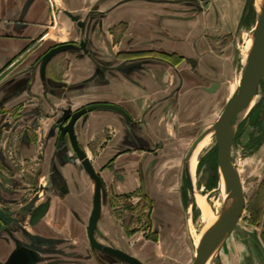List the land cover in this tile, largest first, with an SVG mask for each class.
Returning <instances> with one entry per match:
<instances>
[{"label": "crops", "instance_id": "crops-1", "mask_svg": "<svg viewBox=\"0 0 264 264\" xmlns=\"http://www.w3.org/2000/svg\"><path fill=\"white\" fill-rule=\"evenodd\" d=\"M97 3L0 0V209L10 216L0 220V264L17 253L26 264H130L91 249L94 181L78 162L64 163L57 146L63 109L94 102L118 104L131 116L127 124L120 111L95 108L75 123L105 186L104 239L148 264L179 263L167 252L170 212L162 202L176 187L159 189L156 160L187 162L212 111L236 93L231 44L218 49L217 42L222 28L237 26L238 14L217 0L188 17L175 12L179 2L131 0L100 14L84 34L78 21ZM61 43L70 46L50 58L42 77V56ZM137 195L154 205L146 231L125 221L124 206Z\"/></svg>", "mask_w": 264, "mask_h": 264}, {"label": "rangeland", "instance_id": "rangeland-1", "mask_svg": "<svg viewBox=\"0 0 264 264\" xmlns=\"http://www.w3.org/2000/svg\"><path fill=\"white\" fill-rule=\"evenodd\" d=\"M185 7L191 9L192 4L186 3ZM217 7L227 11L231 9L232 13L234 12L233 16L238 14L237 26L233 27L234 29L231 31L228 28L221 29L217 48L222 49L225 45L231 44L230 50L237 65L235 80L239 85L244 66L242 61L245 44L254 34L252 31L255 29V21L259 19L258 6L256 0H217ZM61 25L63 27V24ZM62 30H65V27ZM223 106L224 103L212 111L213 119L210 125L214 123ZM263 116L264 86L261 83L255 101L239 121L233 139V164L241 175L245 196L239 218L242 231L233 230L213 259V264H264V131L261 124ZM210 134L209 145L201 151L195 171H192L194 193L186 181L185 159L174 167L168 165V160L164 164L161 162L157 164L160 159L156 160L159 189L167 188L168 185L170 189L176 187L169 193L172 197L168 201L162 198L170 212L168 227L170 244L167 245V252L175 256L179 262L176 264L192 263L206 224L223 210L225 186L219 171L216 137L214 133ZM65 153L62 157L66 156ZM71 153L73 154L69 151L68 156H73ZM76 160L79 163L78 168L86 173L78 157ZM198 197H204L211 209L212 217L206 221ZM153 207L151 199L139 195L133 200H128L123 211L131 223L129 225H140L138 229L146 231L145 226L151 220ZM152 252H155L153 248ZM101 255H105V252Z\"/></svg>", "mask_w": 264, "mask_h": 264}, {"label": "water", "instance_id": "water-1", "mask_svg": "<svg viewBox=\"0 0 264 264\" xmlns=\"http://www.w3.org/2000/svg\"><path fill=\"white\" fill-rule=\"evenodd\" d=\"M207 3V2H206ZM260 33L259 45L253 62L249 66H243L242 77L236 93L225 104L216 121L204 129L194 140L187 152V158L190 156L194 148L199 142L209 133H214L218 147V164L219 171L225 186V201L223 206L224 216L220 222L212 227L205 235L202 236L197 244L195 258L192 264H207L209 260L215 258L219 249L223 246L226 239L230 236L234 229L242 231L239 224L240 214L245 202L244 188L241 175L233 164V139L235 137L236 127L241 119H238L241 110L247 105L252 95L258 92L259 85L264 81V0H260ZM83 24L82 20L78 21ZM257 24V19L255 25ZM70 46L69 43H61L50 48L41 59L40 72L42 77H45V70L50 58L58 51L65 50ZM80 46L87 51L86 42L81 41ZM95 108H112L120 111L127 119H131L129 113L120 105L111 102H94L85 105L77 110H72L71 107L63 109V113L55 123L58 125V147L65 149H73V156H68L65 153L63 162H77V157L84 166L90 177L94 180L93 207L88 222V232L90 240L94 247H101V242L96 237V231L100 234L101 230L98 226V221L102 212L103 196L105 195V186L101 175L96 170L93 162L85 149L80 145L75 133V123L83 114ZM264 126V119H263ZM233 130V135L229 136ZM69 140L68 143H65ZM185 175L188 186L191 192H195L193 176L189 168H185ZM144 187V184H143ZM63 191H67L65 184L61 185ZM46 204H43L35 213V219L44 213ZM0 220L3 224L10 220L8 213L0 209ZM110 252L115 254L119 259L130 264H148L142 261L139 257L116 246H105ZM26 257L17 253L12 257L8 264H26Z\"/></svg>", "mask_w": 264, "mask_h": 264}, {"label": "flooded vegetation", "instance_id": "flooded-vegetation-1", "mask_svg": "<svg viewBox=\"0 0 264 264\" xmlns=\"http://www.w3.org/2000/svg\"><path fill=\"white\" fill-rule=\"evenodd\" d=\"M124 1H131V0H98V3L93 5L90 10L87 12L86 14V17H85V21H83V24H80L81 25V28L82 30L84 31V34L89 31L92 26L95 24H98V16L100 14H106L108 11L112 10L116 5L124 2ZM148 1H158V0H148ZM160 1H163V2H166V3H169L170 5H172L171 3H174V2H179V3H182V7H179V8H176L175 9V12L179 11L182 13V15L180 16H186L188 17L189 15H193V14H196L200 9L204 8V4L205 6L209 3V0H160ZM207 2V3H206ZM186 3H190L192 4V8L189 9V8H186ZM171 7V6H170ZM191 10V11H190ZM190 12V13H188ZM171 14V13H170ZM122 21H119V23H121ZM79 23V22H78ZM94 23V24H93ZM93 24V25H92ZM86 42V46H88V40H86V38L82 39ZM81 40V41H82ZM80 41V43H81ZM88 51V50H87ZM134 53V52H133ZM261 83H263V86H264V81H262ZM260 83V84H261ZM260 86V85H259ZM258 103V102H257ZM256 103V104H257ZM263 119H264V116L263 118L261 119V124H262V127H263V131H264V126H263ZM127 121V124L129 123V119H126ZM130 141L133 142V139H129ZM56 141L58 143V138H56ZM58 148V147H57ZM159 148V145H156L155 147L153 146L152 147V151L155 152L157 149ZM61 152H63L61 154L60 152V156L63 155L67 149H65L64 147H59L58 148ZM52 167H54V165L52 164ZM64 184V182H63ZM62 184V185H63ZM125 221L126 223L128 224V226L130 228H132L133 231H136L138 230V227L140 225H137V224H133V225H129L131 224L129 219H128V216L126 215L125 216ZM150 226V222L146 224V230L148 229L149 230V227ZM96 237L97 239L101 242L102 246L101 247H94L91 240H90V245H91V249H93V251L97 254V256H102V257H107V256H110V257H117L115 254H113L112 252H110L108 249L105 248V246H108V245H112L114 246L113 244H111L110 242H107L105 238V236H103V233L101 231V233L99 234L97 231H96ZM90 239V237H89ZM104 241V242H103ZM20 243V242H19ZM125 250V249H123ZM24 254H28V252H26L25 250H22ZM131 254H133L132 252L128 251V250H125ZM105 252V255H101V253ZM135 255V254H133ZM136 256V255H135ZM119 258V257H117Z\"/></svg>", "mask_w": 264, "mask_h": 264}, {"label": "bare ground", "instance_id": "bare-ground-1", "mask_svg": "<svg viewBox=\"0 0 264 264\" xmlns=\"http://www.w3.org/2000/svg\"><path fill=\"white\" fill-rule=\"evenodd\" d=\"M256 4L258 6V12H260V0H256ZM253 32L254 34L250 36V38L246 41V44H245L244 56H243L244 66H249L253 62L255 55L257 53V49L259 45V33H260V16H259V19H257V24L255 25V29L254 31H252V33ZM257 93L258 92L252 95L247 105L241 110L237 121L241 119L245 115V113L249 110V107L255 101V97L257 96ZM232 135H233V130H231L229 133V136H232ZM210 138H211V134L209 133L199 142V144L194 148L190 156L187 158L186 164L189 170L191 171L192 175H193L192 171L195 169L197 165L199 155L201 151L209 145ZM198 200H200L199 204L202 209V215L204 216L205 221H206L212 217L211 209L209 205H207V202L205 201L204 197L203 198L198 197ZM223 216H224L223 211L218 212L217 215L206 224L205 229L203 230V235H205V233H207L212 227H214L218 222H220ZM207 264H213L212 260H209Z\"/></svg>", "mask_w": 264, "mask_h": 264}]
</instances>
